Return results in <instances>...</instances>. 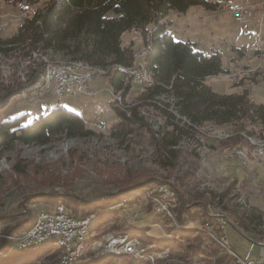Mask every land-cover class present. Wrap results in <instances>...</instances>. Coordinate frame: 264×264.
<instances>
[{
	"label": "rangeland",
	"instance_id": "rangeland-1",
	"mask_svg": "<svg viewBox=\"0 0 264 264\" xmlns=\"http://www.w3.org/2000/svg\"><path fill=\"white\" fill-rule=\"evenodd\" d=\"M244 1L246 0L229 2L244 5ZM171 14L168 15L169 19ZM23 18L16 10L0 6V27H3L0 35L10 37ZM244 18L246 19V15ZM236 25L241 27L240 24ZM174 38L177 41L182 39L179 36ZM253 39L255 40L254 36ZM121 44L123 47L132 45L136 62L147 52L140 34L136 32L123 33ZM252 53L260 57L263 51ZM236 57L238 59L229 60L233 64L226 65L225 74L207 78V85L217 94L240 93L245 87L249 89L250 97L256 104H264V67H250L254 63L257 66L256 60L259 57L251 62L252 56L240 51H237ZM34 58H40L44 68L45 62L52 66H66L68 62L78 63L66 60L69 58L52 50L46 54H34ZM79 63L84 67L78 65L75 69L78 68L81 75L90 74L95 77L89 86L90 94L64 95L59 98L53 94L56 84L53 86L43 82L42 85L36 84L31 92L24 89L0 108L1 124L22 114H28V121H32L39 115L62 107L79 115L89 133L81 138L59 137L46 145L14 142L1 148L0 221L19 214H34L36 221L41 211L53 207L42 205V198L55 194L88 200L87 202L100 197L123 198L126 195L124 201L113 210L127 218L130 225L145 231L124 234H131L141 240L144 246H151L152 252L166 251L171 260L165 264H186L183 254L188 245L201 247L200 252H195V256L189 255L195 264H231L235 260V254L241 258L248 255L250 259H256L260 250L259 244L249 242L228 224H233L254 241L264 243V157L253 155L255 145L248 140L249 136L235 132L241 136L242 145L234 147L233 142L227 140L234 134L231 127L219 128L205 124L204 127L196 129L195 134L184 133L187 128L182 118L169 115L174 114L169 96H155L151 99L142 96L143 87L153 85L148 75L143 79L144 83L141 81L139 85L134 84L132 79L131 83L125 81L124 87L128 88L125 94L122 91L114 93L110 92L113 89L107 77L114 73L113 67L103 69ZM90 67L103 69L106 73L91 70ZM138 67H141L140 64L131 70ZM27 68V62L13 57H0V86L5 87L12 80L19 84L26 83ZM111 101L115 102L114 107L129 115L133 111L136 113V119L133 118L135 123L128 122L130 127L127 130L130 132L127 134L123 130L124 124L120 123L109 104ZM251 137L253 140L264 138ZM238 150L245 156H232ZM160 199H163L167 208L156 209L155 205H158L157 201ZM180 203L186 208V216H183L185 220H180L181 225L173 222L175 216L170 211V208L178 207ZM196 203L197 207L191 209ZM54 205L56 207L61 203ZM108 212V208L94 212L100 214L94 227L104 220ZM202 212L209 218L218 219V227L222 231L224 228L226 241H220L209 232L210 238L221 248L214 246L209 239H197L199 234L183 231L186 228H200V223L192 222L191 218L201 220ZM165 216L172 219L168 224L170 227L181 230L187 237L183 239L181 231L169 232V239L177 242L169 249L147 238H166V224L163 222ZM105 220V224L98 231H89V244L85 245V254L87 251L89 253L84 255V260L90 258L89 260L96 261L107 257L91 256L89 247L94 239L97 240L91 239L94 233L95 236L100 234V237L105 233L116 232L111 229L115 220L109 217ZM205 227L207 228L206 225ZM59 249L60 253L46 252L30 264H55L62 253V249ZM225 253L231 255L233 261L218 262L225 259ZM10 257L12 256L5 255L0 256V259ZM83 259L78 260V264H83ZM118 262L152 264L134 260L130 256H125Z\"/></svg>",
	"mask_w": 264,
	"mask_h": 264
},
{
	"label": "trees",
	"instance_id": "trees-1",
	"mask_svg": "<svg viewBox=\"0 0 264 264\" xmlns=\"http://www.w3.org/2000/svg\"><path fill=\"white\" fill-rule=\"evenodd\" d=\"M0 6L16 10L24 16L10 37L0 35V57H13L27 62L28 65L26 83L19 84L12 80L7 86H0V108L24 89L31 92L36 84H43L44 64L40 58H34V54H46L52 50L69 58L66 60L103 69L113 67L114 73L107 77L114 93L127 92L128 88L124 87V82L131 83V78L124 71L140 64L153 81L151 87H143L142 96L150 99L155 96H169L174 110V114L169 115L182 118L187 128L184 133L195 134V130L205 124L219 128L231 127L234 134L227 140L233 142L234 147L242 145L241 136L235 132L245 133L249 138L264 137V104H256L250 97L249 89L244 87L240 93L217 94L207 85V78L226 73L222 66L220 50L206 53L189 41H176L173 38V22L168 15H182L193 6L212 9V4L205 0H0ZM125 32L139 33L142 38L147 52L138 62L134 57L132 45L123 47L121 44V36ZM109 104L112 105L117 119L124 124V133L130 132L127 130L130 127L128 122L135 123L133 118L136 119V113L133 111L129 115L121 111L113 106L114 101ZM116 126L115 124L114 127ZM88 135L85 123L79 115L57 107L49 113L33 118L32 121H28V114L3 121L0 124V149L14 142L46 145L59 137L73 139ZM122 197H100L85 202L55 194L43 197L42 205L50 207L61 203L76 217H85L99 209L108 208L109 212L104 216V220L91 229L93 232L98 231L108 217L115 220L111 229L116 232L113 233L138 234L137 231H145L130 225L127 218L119 211L113 210L124 201L126 195ZM197 205L198 203L193 204L191 209ZM170 211L175 216L173 222L180 224V220H185L183 216H186V208L182 203L178 207L170 208ZM201 215V220L191 218L192 222L200 223V228H186L183 231L193 235L199 234L197 239H209L214 246L221 248L209 236L210 232L220 239L222 230L218 227V219L209 218L204 212ZM34 217V214H19L2 219L0 231L3 237L0 239V251L8 250L12 244L11 240L29 231L35 223ZM165 217L163 222L166 224V238H147L160 244L159 246L169 248L177 243L169 239V232L179 233L181 230L170 227L168 224L172 219ZM183 234L185 233L181 231V237L187 239ZM99 235L95 236L94 233L91 239L98 238ZM88 239L89 237L87 244ZM200 248L198 245L187 246L183 254L186 264L196 263L189 255L195 256V252H200ZM46 252L58 254L60 249L51 245L32 248L13 254L8 259H0V264H30ZM124 257L107 256L96 261L85 258L83 264H120L118 261ZM224 257L225 259L222 258V261L218 262L230 263L233 260L229 254L225 253Z\"/></svg>",
	"mask_w": 264,
	"mask_h": 264
},
{
	"label": "crops",
	"instance_id": "crops-1",
	"mask_svg": "<svg viewBox=\"0 0 264 264\" xmlns=\"http://www.w3.org/2000/svg\"><path fill=\"white\" fill-rule=\"evenodd\" d=\"M205 1L212 4L213 8L206 10L200 6H193L182 15L175 13L170 15L173 20L171 27L173 38L179 36L182 39L178 41H189L195 44L197 49L206 53H210L211 50H220L224 69L226 65L233 64L230 63V59H238L237 51L246 53L247 56L251 55V62L256 60L255 57H259L252 51H263L256 60L257 66L254 63L250 67H264V3H261L264 0L244 1L246 19L243 23L235 22L231 18L230 0ZM259 23H261L260 26ZM236 24H240L241 27H237ZM246 34L250 36L247 37ZM184 38L187 39L184 40Z\"/></svg>",
	"mask_w": 264,
	"mask_h": 264
},
{
	"label": "built area",
	"instance_id": "built-area-1",
	"mask_svg": "<svg viewBox=\"0 0 264 264\" xmlns=\"http://www.w3.org/2000/svg\"><path fill=\"white\" fill-rule=\"evenodd\" d=\"M232 19L235 22L243 23L244 16H245V7L242 4H232V9L229 10ZM3 27H0L2 29ZM142 57V56H138ZM126 73V71H124ZM51 75H58V87L53 92L54 95L58 96L59 98L63 97L64 95H77V94H90L91 90L89 88L90 84L95 80V77L88 74L87 76H75L74 69L72 72H60V71H47V80L48 76ZM139 73L138 70L133 73H128V77L132 79V82L136 85H139ZM100 124V128H101ZM235 158V157H234ZM239 158V155L236 156ZM161 189V188H160ZM164 197L165 194H164ZM156 209L167 208L163 199L158 200V205H155ZM88 216L85 217H76L72 215L68 209L66 208H59L51 207V209H47L45 211H41V223L38 229L34 230L33 236L29 237H18L17 240L12 241V253H17L19 249L23 246L34 244L44 238H62L67 240L68 245L70 247V256L68 263L62 264H78L79 262L73 261V254L75 250V246L77 243V239L81 231H74L70 230V223L71 222H80L81 223V230L83 229V222ZM225 224V222H224ZM113 234V233H105L102 236L97 238V247H94V250L91 253V256L94 253H99L103 250H118L119 253H136L140 250L148 249L145 246H141L138 244H132L126 246L122 249H115L114 248V241L115 236L121 235ZM3 237L0 231V239ZM8 238V237H6ZM220 241H226V232H221ZM260 246V250L258 252V257L256 259H250L248 255L241 258L238 257L233 251L232 253L235 254V258L237 259V264H264V243L258 242ZM10 255V254H7ZM5 256V255H2ZM90 259V258H89ZM84 260V259H83ZM170 258L168 257V253L157 255L148 261V263L152 264H165V262L169 261Z\"/></svg>",
	"mask_w": 264,
	"mask_h": 264
},
{
	"label": "bare ground",
	"instance_id": "bare-ground-1",
	"mask_svg": "<svg viewBox=\"0 0 264 264\" xmlns=\"http://www.w3.org/2000/svg\"><path fill=\"white\" fill-rule=\"evenodd\" d=\"M232 4H239V3H232ZM232 4L230 6V9H232ZM145 54H146V51L142 55H145ZM45 63H46V66L44 68L45 70H44L43 75H42L43 82L47 85L53 84V86H54V84H56L55 89H57V87H58V75L48 76V80H47V71L72 72L74 69V75L75 76H83L80 74V71L78 70V68H77V70L75 69V67H79L78 65H81L84 67V65L80 64L79 62L78 63L77 62H71V63L68 62L66 64V66H52L48 62H45ZM90 68H91V70H94V69L99 70V71L103 72V74L106 73V71L103 69L92 68V67H90ZM132 70H131V68L125 69L126 73H133V72H136V70H138V73L140 74L139 75V82H141V81L143 82V79L146 78L147 74L144 71V69L142 68V66L140 68L139 67L136 68V70H133V71ZM82 74H83V70H82ZM248 140L251 142L252 141L254 142L255 148L253 150V155H255L257 157H264V138L258 139V140H253V139L248 137ZM237 155H239V157L245 156L243 154V152L240 150L234 151V153L232 154V156H237ZM56 207L64 208L62 206V204L57 205ZM37 215H39V214H37ZM99 216H100V214H92L89 217H87L85 219V221L83 222V229L82 230H81V223L80 222H71L70 223V230L81 231V233L78 236L77 243L75 246V250H74V254H73V261L77 262L78 260L83 258L85 251H86L85 250L86 249V247H85L86 241H87V238L90 236L89 231L94 227ZM40 223H41V214L37 217L33 227L20 237L33 236L34 230L38 229V227L40 226ZM15 240H17V238ZM93 241L94 242L93 243L91 242L90 246H89L91 251L94 250V247H97V240L94 239ZM132 244H138V245L144 246V244L141 242V240L137 239L136 237L131 236V234H121V235L115 236V241H114V248L115 249H122V248H125L126 246H129ZM46 245H51L53 248H58V249L61 248L62 249V251H61L62 253L60 254V257L55 264L68 263L69 256H70V247L68 245L67 240L62 239V238H44L38 242H35L34 244H30V245H26V246L21 247L17 253L24 252V251H27V250L32 249V248L43 247ZM145 247H147L148 249L140 250V251H137L136 253H132V254L119 253L118 250H103V251H100L99 253H94V256L99 257V258H101L103 256H110V255H112V256H130L134 260L142 261V262H148L153 257H156L157 255L166 253V251H162V250L152 252V251H150L151 246L147 245ZM228 251H229V249H228ZM11 253H12V247L10 249L6 250L5 252L0 251V256L7 255V254L13 255ZM231 264H237V259L235 258V260Z\"/></svg>",
	"mask_w": 264,
	"mask_h": 264
},
{
	"label": "water",
	"instance_id": "water-1",
	"mask_svg": "<svg viewBox=\"0 0 264 264\" xmlns=\"http://www.w3.org/2000/svg\"><path fill=\"white\" fill-rule=\"evenodd\" d=\"M83 201H88V200H83ZM229 225H231L243 238H245L246 240H248L249 242L253 243V244H258V242L254 241L253 239L249 238L248 236H246L245 234H243L237 227H235L233 224L229 223Z\"/></svg>",
	"mask_w": 264,
	"mask_h": 264
}]
</instances>
